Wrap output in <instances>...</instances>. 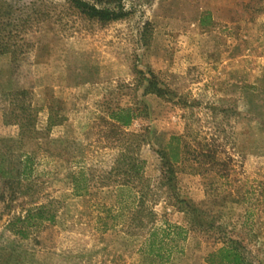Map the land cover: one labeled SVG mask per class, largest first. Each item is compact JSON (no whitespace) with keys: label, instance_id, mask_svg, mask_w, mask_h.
Wrapping results in <instances>:
<instances>
[{"label":"rangeland","instance_id":"obj_1","mask_svg":"<svg viewBox=\"0 0 264 264\" xmlns=\"http://www.w3.org/2000/svg\"><path fill=\"white\" fill-rule=\"evenodd\" d=\"M121 4L102 22L0 0V264H209L231 245L264 264V0ZM169 226L187 234L148 254Z\"/></svg>","mask_w":264,"mask_h":264},{"label":"trees","instance_id":"obj_2","mask_svg":"<svg viewBox=\"0 0 264 264\" xmlns=\"http://www.w3.org/2000/svg\"><path fill=\"white\" fill-rule=\"evenodd\" d=\"M71 5L82 15L89 19L99 20L102 22H112L116 20H120L126 17V12L124 7L121 4V0H115L117 3L114 8L112 7H98L94 4H91L85 0H70ZM209 19V18H207ZM204 25V22H203ZM140 114L137 113L136 110L131 108L119 109L117 111L112 112L111 117L112 120L115 121L118 125L128 127L132 124V122L140 117ZM134 146L138 147V142L141 138L140 134H133ZM181 144L180 138L174 137L172 141L168 145V152H160L162 161L168 163H178L181 161ZM169 158H168V157ZM144 161L139 158H135L130 162V172L138 177L141 175V172L144 170ZM87 188L86 186L82 187L78 184V181H74V190L77 194L81 195L83 189ZM133 188L129 184H120L117 186L118 197L123 196L126 193H132ZM110 212V211H109ZM163 232L159 233V231H153L150 235L149 239L146 242L147 253L156 255L158 257L164 258L161 255L162 251H166L164 249L166 241H170L168 243H173L176 241L177 237H183L184 234H187V230L185 228H174L175 231L171 229L165 228ZM185 239V237L183 238ZM209 264H247L245 258L240 252L237 246H225L218 250L216 253H213L208 258Z\"/></svg>","mask_w":264,"mask_h":264}]
</instances>
